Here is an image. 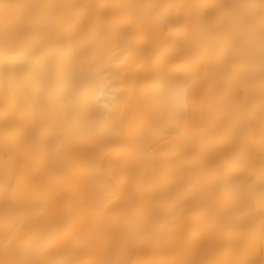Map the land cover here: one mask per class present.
<instances>
[{
  "label": "bare ground",
  "instance_id": "6f19581e",
  "mask_svg": "<svg viewBox=\"0 0 264 264\" xmlns=\"http://www.w3.org/2000/svg\"><path fill=\"white\" fill-rule=\"evenodd\" d=\"M73 3L82 10L66 26L22 43ZM158 3L0 0V51L14 55L11 64L0 62V106L14 109L0 120V180H7L14 160L36 149L21 171L25 179L41 171L67 173L75 165L93 169L111 152L151 144L155 159L129 164L109 180L140 177L147 185L134 201L108 210L109 217H121L137 203L154 206L185 192L192 183L183 176L186 154L232 156L264 147V0H176L166 12ZM158 37L165 39L150 58L151 75L129 78L134 60ZM129 51L134 55L120 63ZM260 164L258 157L241 159L216 183L231 187ZM261 184L264 177L241 185L229 203L191 202L177 220L141 240L142 258L151 264H242L248 258L264 264L258 230L219 233ZM55 195L68 199L71 193ZM68 230L56 233L54 261L88 238L80 232L63 242ZM29 244L22 238L8 259H21ZM126 249L124 236L111 235L81 264H113Z\"/></svg>",
  "mask_w": 264,
  "mask_h": 264
},
{
  "label": "snow or ice",
  "instance_id": "6c2138e0",
  "mask_svg": "<svg viewBox=\"0 0 264 264\" xmlns=\"http://www.w3.org/2000/svg\"><path fill=\"white\" fill-rule=\"evenodd\" d=\"M175 4L176 0H160L155 6L166 12ZM81 10L77 4H70L47 21L38 33L22 43L39 40L66 26L71 17ZM139 26L137 23L133 30ZM164 39L158 37L139 53L128 74L129 78L142 81L151 75L148 68L150 58L163 45ZM130 43L131 38H128L125 47ZM133 55L129 51L119 62L125 63ZM13 59L11 49L0 51V62L6 60L11 64ZM165 70V65L161 64L159 72L163 73ZM13 111L12 106H0V120L7 119ZM38 151L32 150L14 160L9 165L7 180H0V264H81V257L98 240L111 235H122L127 240L126 251L113 264H151L142 258L140 243L151 231L164 223L177 220L191 202L207 200L212 204L229 203L236 198L241 185L248 184L257 177H264V147L255 153L245 151L232 156L198 158L186 154L183 176L192 183L185 192L154 206L137 203L126 216L109 217L108 210L111 207L120 201H134L139 192L147 189L140 177L125 179L119 183H110V178L129 164L155 159L153 145L116 150L101 157L93 169L75 165L67 173L41 171L25 179L21 171ZM250 156L260 158L259 167L231 187L217 185L216 178L223 170ZM89 177L92 179L89 180ZM57 192H68L71 196L63 199L55 195ZM242 227H246L250 233L258 230L264 237V184H261L237 215L219 226V233L234 234ZM66 228L70 230L66 232L63 242L80 232L87 233L88 238L70 254L54 261L51 259V245L56 233ZM22 238L30 240L29 247L21 259L9 260V250ZM242 264H255V260L248 258Z\"/></svg>",
  "mask_w": 264,
  "mask_h": 264
}]
</instances>
